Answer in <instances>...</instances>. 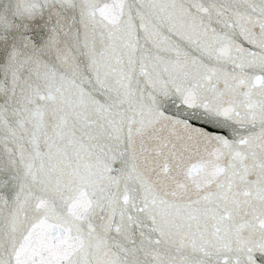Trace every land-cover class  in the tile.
Returning a JSON list of instances; mask_svg holds the SVG:
<instances>
[{"label":"snow or ice","instance_id":"snow-or-ice-1","mask_svg":"<svg viewBox=\"0 0 264 264\" xmlns=\"http://www.w3.org/2000/svg\"><path fill=\"white\" fill-rule=\"evenodd\" d=\"M0 264H264V0H0Z\"/></svg>","mask_w":264,"mask_h":264}]
</instances>
